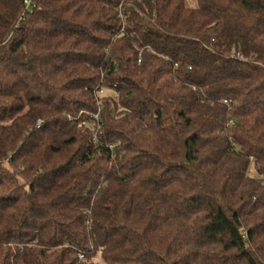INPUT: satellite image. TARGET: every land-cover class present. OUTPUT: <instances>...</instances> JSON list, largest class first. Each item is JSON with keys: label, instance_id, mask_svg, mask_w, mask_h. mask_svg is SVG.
Masks as SVG:
<instances>
[{"label": "trees", "instance_id": "16d2710c", "mask_svg": "<svg viewBox=\"0 0 264 264\" xmlns=\"http://www.w3.org/2000/svg\"><path fill=\"white\" fill-rule=\"evenodd\" d=\"M99 257L264 264V0H0V264Z\"/></svg>", "mask_w": 264, "mask_h": 264}, {"label": "rangeland", "instance_id": "374dc122", "mask_svg": "<svg viewBox=\"0 0 264 264\" xmlns=\"http://www.w3.org/2000/svg\"><path fill=\"white\" fill-rule=\"evenodd\" d=\"M190 4H191L192 6H194V3L191 2V1H190ZM97 263H98V264H104V263L102 262V260L100 259V257L97 259Z\"/></svg>", "mask_w": 264, "mask_h": 264}, {"label": "built area", "instance_id": "2783aa9c", "mask_svg": "<svg viewBox=\"0 0 264 264\" xmlns=\"http://www.w3.org/2000/svg\"><path fill=\"white\" fill-rule=\"evenodd\" d=\"M26 3H28L29 4V2H26ZM226 103V102H225ZM252 174V173H251Z\"/></svg>", "mask_w": 264, "mask_h": 264}]
</instances>
